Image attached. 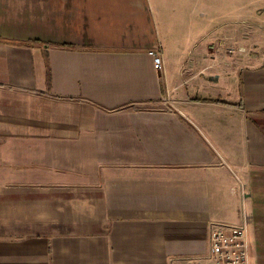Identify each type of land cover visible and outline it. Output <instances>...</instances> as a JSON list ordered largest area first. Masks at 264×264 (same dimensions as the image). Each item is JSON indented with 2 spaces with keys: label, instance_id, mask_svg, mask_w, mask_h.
Listing matches in <instances>:
<instances>
[{
  "label": "crops",
  "instance_id": "0c3cea01",
  "mask_svg": "<svg viewBox=\"0 0 264 264\" xmlns=\"http://www.w3.org/2000/svg\"><path fill=\"white\" fill-rule=\"evenodd\" d=\"M210 5L0 0V264L203 259L242 212L264 264V52Z\"/></svg>",
  "mask_w": 264,
  "mask_h": 264
},
{
  "label": "rangeland",
  "instance_id": "374dc122",
  "mask_svg": "<svg viewBox=\"0 0 264 264\" xmlns=\"http://www.w3.org/2000/svg\"><path fill=\"white\" fill-rule=\"evenodd\" d=\"M210 4L208 15L225 22L230 44L244 54L264 52V0H210Z\"/></svg>",
  "mask_w": 264,
  "mask_h": 264
},
{
  "label": "built area",
  "instance_id": "2783aa9c",
  "mask_svg": "<svg viewBox=\"0 0 264 264\" xmlns=\"http://www.w3.org/2000/svg\"><path fill=\"white\" fill-rule=\"evenodd\" d=\"M148 54L154 68L163 70L160 45L149 49ZM247 223V215L242 212L240 224H213L209 232V250L203 259L187 257L177 264H249Z\"/></svg>",
  "mask_w": 264,
  "mask_h": 264
},
{
  "label": "trees",
  "instance_id": "16d2710c",
  "mask_svg": "<svg viewBox=\"0 0 264 264\" xmlns=\"http://www.w3.org/2000/svg\"><path fill=\"white\" fill-rule=\"evenodd\" d=\"M47 81L49 82V70H47Z\"/></svg>",
  "mask_w": 264,
  "mask_h": 264
}]
</instances>
